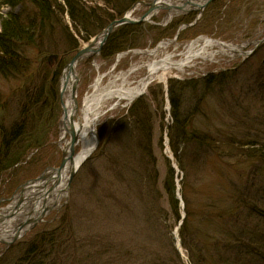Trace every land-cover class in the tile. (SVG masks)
<instances>
[{"label":"rangeland","instance_id":"obj_1","mask_svg":"<svg viewBox=\"0 0 264 264\" xmlns=\"http://www.w3.org/2000/svg\"><path fill=\"white\" fill-rule=\"evenodd\" d=\"M150 1L131 4L122 16L141 17ZM212 1L170 20L168 9L161 8L141 23L143 30L124 49L104 56L106 40L97 53L78 61L75 121L99 77L100 88L110 82L134 86L147 74L144 62L180 53L200 37L241 48L194 61L181 79L170 69L166 87L154 80L130 102L104 100L94 124L95 148L68 174L60 204L9 244L0 241V264L22 259L34 236L43 239L36 264H193L190 256L199 264H264V0H218L221 6L210 12ZM81 2L105 10L102 0ZM26 6L0 3V32L8 12H34ZM58 17L76 39V50L68 51L59 28L47 23L30 35L33 43L19 35V55L27 62L21 73H0V145L5 133L20 158L0 173V209L41 173L59 167L65 146L61 76L75 52L114 20L101 29L94 23L95 32L86 36L67 13ZM39 35L41 44L35 40ZM161 42L170 43L146 53ZM56 69L54 94L50 84ZM209 75L214 83L207 86ZM170 81L184 89L169 87ZM139 99L142 104L131 108ZM172 99H177L175 109ZM100 128L107 132L101 138ZM64 137L70 142L68 133ZM78 150L77 141L73 155Z\"/></svg>","mask_w":264,"mask_h":264},{"label":"bare ground","instance_id":"obj_2","mask_svg":"<svg viewBox=\"0 0 264 264\" xmlns=\"http://www.w3.org/2000/svg\"><path fill=\"white\" fill-rule=\"evenodd\" d=\"M205 0H157L156 6H167L168 13L166 19L170 20L172 15L183 11H191L197 8ZM157 10L149 11L145 17H151ZM152 12V13H151ZM144 13V14H145ZM131 15V14H130ZM132 17V16H127ZM175 42V41H174ZM170 42H163L161 47L166 48ZM172 43V42H171ZM212 46L217 49L208 52ZM160 46L146 51L148 54L156 53V49ZM236 51L239 53L241 48L228 46L224 43L217 42L211 38L200 37L193 42L184 46L180 53L165 52L163 56L155 58L153 61H146L142 64L147 69V74L137 80L134 86H126L123 82L116 85L110 82L107 86L100 88V77L92 84V93H86L82 100L81 117L75 121L73 115L75 103L71 96V85L73 82L72 73L61 76L62 102L65 107V119L62 121V134L64 146V161L62 167L56 171L54 169L46 170L40 179L24 186L19 193L15 195L12 204L5 209H0V240H9L15 234H21L25 228L30 225L34 219L42 217V213L50 208L58 206L61 199L65 195L66 181L71 170H76L79 165L91 154L95 148L94 124L99 115L98 108L102 102L109 98L125 99L131 101L136 95L141 93L150 82L157 80L165 85L167 77L166 71L170 69L179 72L176 78L188 75L191 71H185L195 66L194 61L200 59L205 60L211 58L215 53H227L226 50ZM87 54V53H86ZM85 54V55H86ZM85 55L82 57L84 58ZM179 55L178 59H175ZM88 56V54L86 55ZM195 59V60H194ZM136 67L131 68L135 71ZM130 71V72H132ZM129 72V73H130ZM126 78V77H125ZM100 88V89H99ZM67 126L73 127L77 136L79 150L70 157L68 151V141L64 137ZM68 133V131H66ZM170 157V155H168ZM171 158V157H170ZM49 183H51L49 185ZM19 200V201H18ZM42 215V216H41Z\"/></svg>","mask_w":264,"mask_h":264},{"label":"trees","instance_id":"obj_3","mask_svg":"<svg viewBox=\"0 0 264 264\" xmlns=\"http://www.w3.org/2000/svg\"><path fill=\"white\" fill-rule=\"evenodd\" d=\"M105 5V10L101 9L100 7H88L87 5L83 4L81 0H0L1 4L7 5L9 7L14 8L15 6H20L23 10L26 9V5L30 4L34 8V12H31L30 15L22 14V10H18L17 12H8L3 18L1 23V32H0V73L6 75V73H10L14 75V73H21L22 67H26L27 64L26 59L23 56L19 55V46L17 45V40L19 35H23L26 39V42H34L32 40V33L42 32L43 28L45 27L44 24L50 23L49 27L59 28V31L63 37L64 42L62 44L65 45L68 51L76 50L78 43L76 39L73 37L71 31H69L68 27H66L63 23L61 24V17H58L61 13H67L70 17L75 29L77 32L80 30L84 31L86 36L92 35L95 31V25L99 22L100 29L104 27L107 22L112 21L118 17L122 16V13L127 7L131 4L136 3L138 1H148V0H102ZM220 4L218 0H213L210 3L208 10L212 12L216 10ZM221 6V5H220ZM99 13V14H98ZM32 14V15H31ZM20 17H29L22 18ZM100 17H104V20H99ZM31 19V20H30ZM53 20V22H51ZM97 20V21H96ZM143 24L141 23H134V24H125L122 26L117 27L108 37L107 42L101 49V53L104 56L109 57L115 51L122 50L126 47V45H130L133 43L134 39H136V33L143 30ZM136 32V33H135ZM31 35V36H30ZM21 36V37H23ZM50 37V36H49ZM41 39V40H40ZM53 39V38H51ZM39 44H41L42 36L39 35L38 39H35ZM51 44V41H50ZM63 45V46H64ZM54 47L53 44L49 45ZM51 49V48H50ZM18 50V51H17ZM47 50V49H46ZM51 55V54H50ZM22 63H19V62ZM44 61L40 63L43 64ZM22 65V67L20 66ZM19 66L21 68H19ZM63 66V65H62ZM57 70V69H56ZM55 71V70H54ZM60 71H55L53 79L51 80V84H54V88L50 87V90L54 92L57 90V74ZM48 74H45L43 77V81H47L49 79L47 77ZM176 83V82H175ZM214 83V77L212 75L207 76L205 84L210 86ZM48 84V83H47ZM49 85V86H50ZM180 87V91L184 89L182 84H174L172 81L169 82V87ZM142 104V99L136 100L135 103L132 105L131 108H136L139 104ZM172 104L174 109L177 107V99H172ZM130 109V113L132 111ZM175 120L177 116L173 114ZM177 128L179 127L182 129L181 123H177ZM104 129H99L100 138L102 134H106ZM17 134V133H16ZM18 135V134H17ZM16 136V135H14ZM12 138L5 133H2V142L0 145V173H2L6 168L11 166L15 161H19L16 159V154L11 152L10 149V142ZM186 142L188 140L187 137L184 139ZM254 144V143H253ZM186 208V205H185ZM36 236L31 237L28 246V251L24 254L22 259H19L15 264H36L32 263L34 260V255L39 254L40 248V241L43 239L39 238V241L35 240ZM193 264H199L194 261V257L190 256ZM31 262V263H29ZM39 264V263H38Z\"/></svg>","mask_w":264,"mask_h":264},{"label":"water","instance_id":"obj_4","mask_svg":"<svg viewBox=\"0 0 264 264\" xmlns=\"http://www.w3.org/2000/svg\"><path fill=\"white\" fill-rule=\"evenodd\" d=\"M155 1L157 0H151L149 3H147V5L149 6L146 13L148 14L149 11H152L153 10H159L161 8H166L167 6L165 5H161V6H156L155 5ZM212 0H205V2H203L202 4H199L197 6V8H204L206 6V4L208 2H210ZM151 12V13H152ZM145 14H143L140 18L138 19H131L129 17H127V15H123L121 18H118V19H114L112 22H110L100 33H98L97 35L94 36V38L88 43L87 46L77 50L74 54V56L72 57V59L66 64L65 66V69L63 71V74L62 76L65 74L67 75V73H72L73 75V78H74V82H72V85H71V96L73 98V101L75 103V106L74 108H76L77 106V101H76V90H77V84H76V80H75V74H74V67L75 65L78 63V61L80 59H82V57L86 54V53H97L99 51V49L101 48V46L105 43V41L107 40L108 38V35L109 33L117 26H120V25H123V24H126V23H139V22H142L146 19L145 17ZM195 23V20L193 21L192 24ZM192 24H188V25H192ZM181 28V27H180ZM180 28L178 29L177 33L179 32ZM60 96L62 98V91L60 93ZM62 119H61V124H62V121H64L65 119V107L63 105V102H62ZM66 131H68V134L70 136V142L68 143V151H69V155L70 157L73 155V148L75 146V144L77 143V136H76V133L74 132L73 130V127L71 126H67L66 124V130H65V135H66ZM64 152H63V157H62V160H61V163L59 165L58 168H53L54 170L58 171L61 167H62V164H63V161H64ZM45 172V171H44ZM44 172L41 173L37 179L33 180V181H36L38 179H40L41 176L44 175ZM75 172V170H71L69 172V175L73 174ZM31 181V182H33ZM30 182V183H31ZM27 184V183H26ZM24 187V186H23ZM22 187V188H23ZM21 188V189H22ZM19 201V200H18ZM47 211V210H46ZM44 211V212H46ZM44 212L42 213V215L44 214ZM41 215V216H42ZM41 217L37 218V219H34L33 221L30 222L35 224L37 223V221L40 219ZM29 227V226H28ZM26 229V228H25ZM19 236V233L18 234H15L9 241H4V240H0L1 242L5 243V244H9L12 240H15L17 237Z\"/></svg>","mask_w":264,"mask_h":264},{"label":"built area","instance_id":"obj_5","mask_svg":"<svg viewBox=\"0 0 264 264\" xmlns=\"http://www.w3.org/2000/svg\"><path fill=\"white\" fill-rule=\"evenodd\" d=\"M134 82H136V81H133V82H131V83H134Z\"/></svg>","mask_w":264,"mask_h":264}]
</instances>
